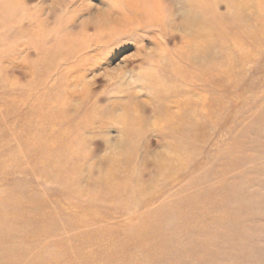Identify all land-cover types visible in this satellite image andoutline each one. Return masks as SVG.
Returning a JSON list of instances; mask_svg holds the SVG:
<instances>
[{
  "label": "rangeland",
  "instance_id": "374dc122",
  "mask_svg": "<svg viewBox=\"0 0 264 264\" xmlns=\"http://www.w3.org/2000/svg\"><path fill=\"white\" fill-rule=\"evenodd\" d=\"M0 264H264V0H0Z\"/></svg>",
  "mask_w": 264,
  "mask_h": 264
},
{
  "label": "bare ground",
  "instance_id": "6f19581e",
  "mask_svg": "<svg viewBox=\"0 0 264 264\" xmlns=\"http://www.w3.org/2000/svg\"><path fill=\"white\" fill-rule=\"evenodd\" d=\"M188 4V3H187ZM153 5V4H152ZM153 7V6H152ZM144 12H145V10H143ZM106 12H108V10L106 11ZM103 14H104V12H103ZM103 14L101 15V17L103 16ZM109 14V13H108ZM104 15H106V13L104 14ZM194 15V14H193ZM104 17V16H103ZM107 17V16H106ZM105 18V17H104ZM98 19V18H97ZM99 19H101V18H99ZM101 20H103V19H101ZM101 22V21H100ZM101 26V25H100ZM179 26H183V29L184 30H186V28L188 27V24H183V23H181ZM181 122V121H180Z\"/></svg>",
  "mask_w": 264,
  "mask_h": 264
}]
</instances>
